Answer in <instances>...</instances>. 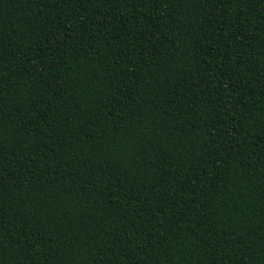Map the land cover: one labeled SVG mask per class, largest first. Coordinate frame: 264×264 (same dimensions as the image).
Here are the masks:
<instances>
[{
  "label": "trees",
  "instance_id": "1",
  "mask_svg": "<svg viewBox=\"0 0 264 264\" xmlns=\"http://www.w3.org/2000/svg\"><path fill=\"white\" fill-rule=\"evenodd\" d=\"M0 264H264V0H0Z\"/></svg>",
  "mask_w": 264,
  "mask_h": 264
}]
</instances>
